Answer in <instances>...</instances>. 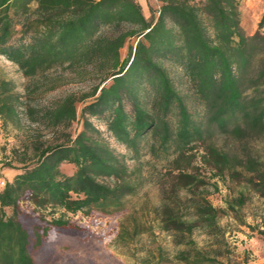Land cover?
Returning a JSON list of instances; mask_svg holds the SVG:
<instances>
[{"label":"trees","instance_id":"16d2710c","mask_svg":"<svg viewBox=\"0 0 264 264\" xmlns=\"http://www.w3.org/2000/svg\"><path fill=\"white\" fill-rule=\"evenodd\" d=\"M160 1L156 16L147 20L135 0H0V56L24 77L58 68L85 72L88 66L99 77L79 114L73 95L47 108L25 106L31 121L56 128L80 120L81 129L73 138L64 135L47 143L34 139L30 157L25 144L18 166L3 164L17 172L0 187V264H38L34 252L53 233L84 229L69 218L53 216V211L113 214L136 192L125 156L108 144L90 118L101 119L132 159L140 156L148 137L157 138L147 145L151 156L173 155L172 163L179 167L170 182L179 202L163 201L157 215L162 230L182 235L197 228L223 236L218 224L223 210L195 190L201 180L186 171L191 159L187 149L204 142L212 130L264 141V5L257 30L244 35L241 0ZM124 23L132 26L119 30ZM129 37L136 41L122 58L120 49ZM165 61L189 78L205 109L204 121L187 110ZM28 93L32 91L25 97ZM20 104L10 82L0 79L3 127L8 120L18 121ZM174 112L172 123L167 116ZM206 154L205 162L221 171L228 163L227 154L213 144ZM245 165L247 185L264 198V156L248 155ZM64 166L72 171L66 173ZM182 201L188 202L187 212ZM247 227L264 240V228ZM178 255L190 264L210 259L199 251Z\"/></svg>","mask_w":264,"mask_h":264},{"label":"rangeland","instance_id":"374dc122","mask_svg":"<svg viewBox=\"0 0 264 264\" xmlns=\"http://www.w3.org/2000/svg\"><path fill=\"white\" fill-rule=\"evenodd\" d=\"M135 1L141 3V11L147 20L156 16L161 3L160 0ZM263 3L264 0H241L240 28L244 35H251L257 30ZM131 26L124 23L119 30ZM135 41L134 37L128 38L120 49L122 58L127 53V46ZM163 65L191 116L197 121H204L205 109L189 78L179 67L167 61ZM94 70L93 66H88L85 72L79 68H58L34 78H26L15 64L0 56V79L10 82L12 91L21 101L17 122L8 120L3 127L0 118V170H4L0 178H12L16 170L3 164L10 162L12 166H18L17 158L23 156L25 144L28 145L26 156L30 157L34 139L47 143L64 135L71 138L76 135L81 129L80 120L53 128L27 119L24 109L25 106L36 110L47 108L73 95L79 114L82 104L91 99L89 94L98 83L99 77ZM105 83H110V80L101 86ZM27 90L32 93L25 97ZM167 119L174 123L175 112L169 113ZM90 121L101 131L108 144L118 154L125 156L128 170L138 184L137 190L127 196L123 207L113 214L93 210L88 214L63 215L60 210L53 211V216L69 218L84 229L53 233L49 242L34 252L38 264H190L180 259L178 254L181 251L190 255L199 251L210 258L200 264H260L258 261L264 257V240L247 224L264 228V198L244 179L249 174L245 165L247 156H264V141L260 136L242 138L232 134L220 135L212 130L211 136L204 142L191 144L187 149L191 159L186 171L194 173L201 180L195 190L203 192L212 206L223 210L218 218L223 236H210L197 228L191 233L173 235L161 229L157 217L163 201L179 202L170 182L171 174L176 173L179 167L172 163L173 155L151 156L147 145L157 138L148 137L142 144L140 156L132 159V153L108 133L101 119L90 118ZM208 144L227 154L229 160L222 171L214 163L205 162ZM64 169L66 173L72 171L70 166H64ZM102 180L110 182L108 179ZM228 204H232L234 209H230ZM187 205L188 202H180L183 212H187L184 209ZM22 207L26 209L29 205L22 203ZM46 216L51 217L49 214Z\"/></svg>","mask_w":264,"mask_h":264},{"label":"crops","instance_id":"0c3cea01","mask_svg":"<svg viewBox=\"0 0 264 264\" xmlns=\"http://www.w3.org/2000/svg\"><path fill=\"white\" fill-rule=\"evenodd\" d=\"M196 1H197V0H196ZM139 4L141 5V3H139ZM263 5H264V3H263ZM262 9H263V7H262ZM16 172H17V171L14 172L13 176L16 174ZM1 173H4V170H0V174H1ZM13 176H12V177H13ZM1 179H2V178H0V182H4V180H10L9 178H5V179H2V180H1ZM258 263H260V264H264V257H263L261 260H259Z\"/></svg>","mask_w":264,"mask_h":264},{"label":"built area","instance_id":"2783aa9c","mask_svg":"<svg viewBox=\"0 0 264 264\" xmlns=\"http://www.w3.org/2000/svg\"><path fill=\"white\" fill-rule=\"evenodd\" d=\"M4 182H0L1 185H3Z\"/></svg>","mask_w":264,"mask_h":264}]
</instances>
